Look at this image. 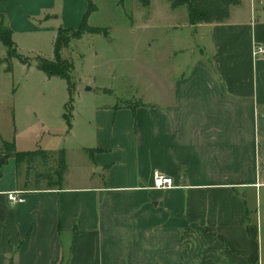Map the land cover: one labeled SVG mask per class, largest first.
<instances>
[{"label": "crops", "instance_id": "obj_1", "mask_svg": "<svg viewBox=\"0 0 264 264\" xmlns=\"http://www.w3.org/2000/svg\"><path fill=\"white\" fill-rule=\"evenodd\" d=\"M78 4L0 0V14L19 48L17 35L55 38L62 25L73 28ZM161 5L193 42L190 70L172 73L167 86L144 85L139 102L71 107L69 126L64 113L61 181L32 174L39 158H15L50 153L57 176L60 149L39 147L34 137L11 141L0 130V264H264V55H252L253 45L264 47V0H240L222 23L193 25L187 6ZM73 9V23L48 24ZM7 102L1 85L0 125ZM154 173L174 186L155 188ZM19 190L22 202L11 205L6 193Z\"/></svg>", "mask_w": 264, "mask_h": 264}, {"label": "rangeland", "instance_id": "obj_2", "mask_svg": "<svg viewBox=\"0 0 264 264\" xmlns=\"http://www.w3.org/2000/svg\"><path fill=\"white\" fill-rule=\"evenodd\" d=\"M76 1L80 3L81 13L71 30L78 28L87 10L86 0ZM162 1L152 0L149 9L137 0H123L122 4L118 0H92L96 11L89 15L88 25L105 28L107 37L100 34H81L79 37H73L71 33L62 34L64 39L69 40L68 46L61 50V58L74 67L69 71L72 87L75 88L71 107L77 113L89 112L91 104L120 103L121 98L135 103L139 100L136 92L142 91L144 85L163 80L167 86L172 73L173 77H178L190 70L187 63L193 59L194 50L190 49L193 42L188 44L190 38L186 29L177 27L182 21L180 17L174 20L167 18ZM76 10L65 13L63 17L57 15L58 19L53 17L48 24L56 26L51 21L60 25L61 21L73 23L72 14ZM29 20L36 25L39 23L32 18ZM53 37L51 31L15 36L19 44L18 53L29 58L31 66L27 68L17 59L12 60L8 71L5 63L0 66V86H4L8 99L7 119L2 121L0 130L2 136L11 141L16 137L20 142L27 143V139L34 137L33 143H38L39 147L61 150L65 144L69 145L63 142L67 127L62 117L64 105L69 101L67 85L61 78L48 80L35 67L52 57ZM4 51L0 43V55ZM37 57L43 59L38 60ZM178 63L182 64V68H176ZM135 84L139 87L134 88ZM86 87L92 90L85 91ZM105 87L112 89L115 95L101 93L100 89ZM11 90H17L20 96L10 97ZM14 118L16 126L13 125ZM54 158L50 153L43 159L39 158L31 165L32 174H41L42 178H48V183H58ZM70 163L74 164L73 159ZM262 225L261 231L264 232ZM262 255L264 257V251Z\"/></svg>", "mask_w": 264, "mask_h": 264}, {"label": "trees", "instance_id": "obj_3", "mask_svg": "<svg viewBox=\"0 0 264 264\" xmlns=\"http://www.w3.org/2000/svg\"><path fill=\"white\" fill-rule=\"evenodd\" d=\"M141 6L147 7L150 3V0H137ZM172 8L176 9L180 6H187V19L190 25L193 24H212V23H222L228 19L230 9L240 5V0H168ZM123 0H118L119 4H122ZM87 10L82 15L81 23L78 28L71 30L63 27H59L57 30L55 41L53 44V60H46L44 64L36 65L35 67L44 73L46 77L52 78H62L67 85V93L69 101L64 105V119L66 125L69 126V115L71 110V104L73 102V92L74 88L72 87V82L70 80L69 71L74 70V67L71 63L66 62L61 58L60 51L68 46L69 40L64 39L62 34L71 33L73 37H79L81 34H100L102 36L108 35V32L105 28H97L88 25L89 15L96 11L92 0H86ZM11 30L5 24V18L0 14V43L5 49V57L0 58V64L5 63L7 71L10 70L11 62L14 59H17L22 65L30 68L31 61L29 58L19 54L17 52L16 44L14 43ZM38 60L42 58L37 57ZM41 62V61H40ZM5 149L14 150V144L3 141L2 142ZM45 153L42 150H33V152H22L15 153V158L18 160L20 158H25L27 161H32L34 158H41ZM58 178L61 181L64 173L66 172V163L64 151L61 150L58 152Z\"/></svg>", "mask_w": 264, "mask_h": 264}, {"label": "built area", "instance_id": "obj_4", "mask_svg": "<svg viewBox=\"0 0 264 264\" xmlns=\"http://www.w3.org/2000/svg\"><path fill=\"white\" fill-rule=\"evenodd\" d=\"M252 55L255 58L264 55V47L257 44L253 45ZM153 183L154 187L157 189H167L174 186L170 177H164L158 173L153 174ZM23 194L24 192L20 190L8 191L6 193V198L11 205H17L22 202Z\"/></svg>", "mask_w": 264, "mask_h": 264}, {"label": "water", "instance_id": "obj_5", "mask_svg": "<svg viewBox=\"0 0 264 264\" xmlns=\"http://www.w3.org/2000/svg\"><path fill=\"white\" fill-rule=\"evenodd\" d=\"M91 90V87L89 88V87H86L85 88V91H90Z\"/></svg>", "mask_w": 264, "mask_h": 264}]
</instances>
